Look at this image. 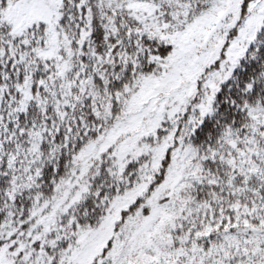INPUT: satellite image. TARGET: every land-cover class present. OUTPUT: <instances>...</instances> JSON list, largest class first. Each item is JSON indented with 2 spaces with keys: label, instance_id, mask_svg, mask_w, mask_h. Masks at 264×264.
Returning <instances> with one entry per match:
<instances>
[{
  "label": "snow or ice",
  "instance_id": "obj_1",
  "mask_svg": "<svg viewBox=\"0 0 264 264\" xmlns=\"http://www.w3.org/2000/svg\"><path fill=\"white\" fill-rule=\"evenodd\" d=\"M0 264H264V0H0Z\"/></svg>",
  "mask_w": 264,
  "mask_h": 264
}]
</instances>
